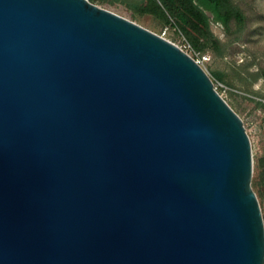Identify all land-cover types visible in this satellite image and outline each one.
I'll return each instance as SVG.
<instances>
[{
    "label": "water",
    "instance_id": "95a60500",
    "mask_svg": "<svg viewBox=\"0 0 264 264\" xmlns=\"http://www.w3.org/2000/svg\"><path fill=\"white\" fill-rule=\"evenodd\" d=\"M252 173L176 45L89 0H0V264H264Z\"/></svg>",
    "mask_w": 264,
    "mask_h": 264
},
{
    "label": "rangeland",
    "instance_id": "374dc122",
    "mask_svg": "<svg viewBox=\"0 0 264 264\" xmlns=\"http://www.w3.org/2000/svg\"><path fill=\"white\" fill-rule=\"evenodd\" d=\"M157 4L159 2L156 0ZM243 14L244 21H232L223 29L211 20V31L217 40L212 45L200 40L196 49L172 20L163 21L149 15H137L128 11H111L137 25L161 36L185 50L183 38L191 50L187 54L195 58L205 57L201 67L210 77L216 91L243 122L249 137L253 158L251 186L264 214V0H231ZM107 8L108 6L102 5ZM101 6V8H103ZM161 7V5H160ZM167 15V13H166ZM262 162H261V161Z\"/></svg>",
    "mask_w": 264,
    "mask_h": 264
},
{
    "label": "trees",
    "instance_id": "16d2710c",
    "mask_svg": "<svg viewBox=\"0 0 264 264\" xmlns=\"http://www.w3.org/2000/svg\"><path fill=\"white\" fill-rule=\"evenodd\" d=\"M156 0L147 1L145 6L136 10L138 15H149L163 21L172 20L174 26L199 49L205 41L217 45V40L211 31V20L223 29H228L232 21L242 24L243 14L231 0ZM167 13V15H166ZM261 161V160H260ZM262 162V161H261ZM264 220V214H263Z\"/></svg>",
    "mask_w": 264,
    "mask_h": 264
},
{
    "label": "crops",
    "instance_id": "0c3cea01",
    "mask_svg": "<svg viewBox=\"0 0 264 264\" xmlns=\"http://www.w3.org/2000/svg\"><path fill=\"white\" fill-rule=\"evenodd\" d=\"M93 4L101 7L102 5L108 6L103 7L109 11H128L136 14V10L142 6H145L147 1L151 0H89ZM138 15V14H137ZM143 16V15H142Z\"/></svg>",
    "mask_w": 264,
    "mask_h": 264
},
{
    "label": "built area",
    "instance_id": "2783aa9c",
    "mask_svg": "<svg viewBox=\"0 0 264 264\" xmlns=\"http://www.w3.org/2000/svg\"><path fill=\"white\" fill-rule=\"evenodd\" d=\"M160 37L163 38V35H161ZM163 39H164V38H163ZM182 39H183V42L185 43V48H184L185 50H182V49L179 48V47H178V48L181 49L184 53L187 54V53H188L187 51H188V50H191V49H190L189 44H188L187 41L185 40V38L182 37ZM165 40H166V39H165ZM187 55H189V54H187ZM189 56H190V55H189ZM190 57L192 58V56H190ZM192 59H193L197 64H199L200 66H201V63H202L203 61H206V58H205V57H201V58H199L198 55H196V54H195V58H192Z\"/></svg>",
    "mask_w": 264,
    "mask_h": 264
}]
</instances>
